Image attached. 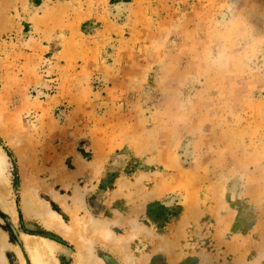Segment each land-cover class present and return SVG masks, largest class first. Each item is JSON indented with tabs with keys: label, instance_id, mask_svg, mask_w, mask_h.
Masks as SVG:
<instances>
[{
	"label": "rangeland",
	"instance_id": "rangeland-1",
	"mask_svg": "<svg viewBox=\"0 0 264 264\" xmlns=\"http://www.w3.org/2000/svg\"><path fill=\"white\" fill-rule=\"evenodd\" d=\"M28 39L47 51L28 57ZM6 57L47 83L28 96L41 107L0 101L17 211L0 205V228L26 264L25 234L50 240L59 264L78 252L24 212L27 188L78 232L98 219L130 237L133 264H163V252L170 264H264V0H0ZM154 200L183 213L159 230L144 213ZM239 202L247 234L232 231ZM96 235L97 259L127 264ZM20 253L8 249L9 264Z\"/></svg>",
	"mask_w": 264,
	"mask_h": 264
},
{
	"label": "bare ground",
	"instance_id": "bare-ground-1",
	"mask_svg": "<svg viewBox=\"0 0 264 264\" xmlns=\"http://www.w3.org/2000/svg\"><path fill=\"white\" fill-rule=\"evenodd\" d=\"M6 164V156L0 150V205L17 221L16 204L9 199L10 184L5 171ZM79 201L83 204L84 198H80ZM22 209L26 214L38 217L46 227L64 233L72 242L76 243L78 252L73 264H103V261L97 259L92 253L95 234H97L96 238L101 240L103 244L115 252L117 251L127 264H133L128 249L131 238L115 235L101 220L89 221L85 226L83 225L84 231L80 230L78 232V230L66 224L61 214L52 209L50 203L42 199L35 189L29 188L24 191ZM63 237L65 236L63 235ZM24 245L30 253L33 264H59V260L55 255V246L47 238L25 234ZM13 248L18 249L8 239V233L0 228V264H9L6 251ZM22 261L25 264L23 257Z\"/></svg>",
	"mask_w": 264,
	"mask_h": 264
},
{
	"label": "crops",
	"instance_id": "crops-1",
	"mask_svg": "<svg viewBox=\"0 0 264 264\" xmlns=\"http://www.w3.org/2000/svg\"><path fill=\"white\" fill-rule=\"evenodd\" d=\"M25 43H26V45H29L32 48V50H33L31 52H27L26 51V54H27L28 57L35 58V57H38V56L44 54L45 51H47V50H40L39 48L42 49V47L46 49L47 45L41 43V45H39V47H38L37 45H38L39 42L36 41V40L35 41L34 40L30 41L28 39ZM7 58L8 57L1 58V60H0V85H1V88H0V101H5V102L6 101H12V102L14 101L15 103H17L19 101H24V100L28 101L29 100V101H31L30 105L32 107H34V108L38 107V106L41 107L42 103H41V105L37 104L36 101H33L32 98H29L28 96H29L30 90L33 87L46 86V84H47L45 82L46 80L43 79L41 74H39L34 79L29 78L27 76L20 77L16 72H14V70H10L9 69L10 66L7 63V61H8ZM18 66H20V64ZM62 100H63V98H55V99H53V100H51L49 102V105H51L52 102H62ZM80 137L81 138L79 139V141L81 139H86V137L83 138L82 134H81ZM72 155H73V161H76L78 165L84 166L83 157L79 154L78 151H76ZM148 204H145L144 213H145L146 216H147V206H148ZM200 209L204 211V214H209V206H206L204 209H203V207L200 206ZM210 209H211L210 213H215L216 212V209H215L214 206H211ZM223 209H225V208H223ZM228 209H230L229 205H228ZM132 210L137 212L136 205H133V204L131 205L130 211H132ZM223 212H224V210L221 211L222 214H224ZM14 246L17 247L16 245H14ZM13 249H16V248H13ZM18 250L19 249H17V251ZM155 255H157V254H155ZM162 255H164L163 258L165 259L164 260L165 263L166 264H170L169 256L165 252H163ZM22 257L23 256H21V260H22ZM153 257H154V255H153ZM153 257H151L150 263H151V260L153 259ZM180 261H182V259ZM22 264H23V261H22ZM103 264H105V263L103 262Z\"/></svg>",
	"mask_w": 264,
	"mask_h": 264
},
{
	"label": "trees",
	"instance_id": "trees-1",
	"mask_svg": "<svg viewBox=\"0 0 264 264\" xmlns=\"http://www.w3.org/2000/svg\"><path fill=\"white\" fill-rule=\"evenodd\" d=\"M0 88H1V85H0ZM117 177H118V175H115L114 178H117ZM103 182H104V180H102V183ZM108 188L110 190L114 189V181H111V185ZM116 205L117 204L115 203V206ZM231 206L238 210L237 222L233 226L232 231L234 233L247 234L250 231V229L254 226V223L251 224V227L239 228V226L237 224H238L240 217L242 216V214L244 212V209L242 208V203L239 202V203L231 204ZM182 213H183V209L181 206L168 207L163 202H161L159 200L152 201L147 206L148 221L157 225L159 230H164L170 222H172L174 219L179 218L182 215ZM0 215H3V214L0 212ZM252 216H254V214H252ZM11 234H12V231H11ZM158 259H159V256H154L153 259L151 260L150 264H157ZM189 260H190V258H188L187 260L183 261L180 264H186ZM163 264H166L165 261ZM192 264H194V263H192Z\"/></svg>",
	"mask_w": 264,
	"mask_h": 264
}]
</instances>
